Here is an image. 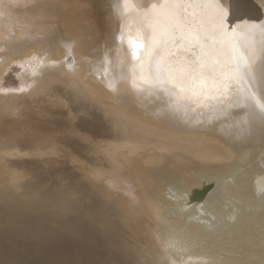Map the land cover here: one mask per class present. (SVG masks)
Masks as SVG:
<instances>
[{
    "label": "bare ground",
    "instance_id": "obj_1",
    "mask_svg": "<svg viewBox=\"0 0 264 264\" xmlns=\"http://www.w3.org/2000/svg\"><path fill=\"white\" fill-rule=\"evenodd\" d=\"M90 1L83 27L79 0H12L0 35V82L12 62L38 70L0 83V264H236L215 253L264 232V116L151 82L129 38L176 0ZM213 2L258 65L264 0Z\"/></svg>",
    "mask_w": 264,
    "mask_h": 264
},
{
    "label": "snow or ice",
    "instance_id": "obj_2",
    "mask_svg": "<svg viewBox=\"0 0 264 264\" xmlns=\"http://www.w3.org/2000/svg\"><path fill=\"white\" fill-rule=\"evenodd\" d=\"M218 8L213 0H176L164 5L163 19L154 10H145L142 27L148 36H130L132 55L140 60L142 70L147 66L151 82L170 85L164 91L177 100L199 103L208 97L250 112L254 105L264 116V102L256 91L264 87V57L258 65L253 62L249 33H237L222 10L215 11ZM257 30L264 34V21L251 27L252 32Z\"/></svg>",
    "mask_w": 264,
    "mask_h": 264
},
{
    "label": "rangeland",
    "instance_id": "obj_3",
    "mask_svg": "<svg viewBox=\"0 0 264 264\" xmlns=\"http://www.w3.org/2000/svg\"><path fill=\"white\" fill-rule=\"evenodd\" d=\"M78 4H79L78 8H79L80 13L78 12L79 15H77V17H75V18L78 20L77 23H79V24H81V26L85 27V25H87V22H86L87 19L88 20L92 19L91 18L92 16L95 17V13L93 11L94 6L90 0H79ZM12 5H13L12 0H3V1L0 0V16H1V18H3V16L5 17L6 15L9 16L8 13H10L14 8V6H12ZM9 20H10V22L7 23V26L4 25L3 28L0 30L2 32V33L0 32L1 37L5 38L7 43L13 42L12 39H9V36L12 37L15 35V33L13 31V30H15L13 28V17L9 16ZM55 20L60 21L61 17L56 16ZM96 20H97V18H96ZM1 23H4V22H2V19H1ZM83 23H85V24H83ZM16 26L19 27L18 24H16ZM3 32H4V34H3ZM7 40H9V41H7ZM2 50H0V51L2 52ZM32 68L34 70L33 69L31 70L27 66V63L12 62L9 65V68L6 70V72H4V74L2 76L3 79L1 80V82H2L3 88L6 90L19 91L20 90L19 76L22 75L25 71L29 72L30 75L37 74L38 70L37 71L35 70V66L33 67V65H32ZM235 202H237V203H235ZM233 203H232V205L230 203L229 204L227 203V206H229L231 208L234 205L233 206L234 209L232 208L233 212H235V211H237L243 207L242 201H239V200L235 201L234 200ZM226 218L227 219L229 218V219L227 220ZM225 219L229 222L230 226H232V227H234L235 225L237 226L236 219L231 218L230 216H226ZM261 233L258 234L260 237L259 236H255V237L252 236V238L254 240L251 238L250 235H249L248 240H247L244 238H240L242 236H238V234H237V236L235 234H231L229 237H227L229 239H227L226 242H223L224 247H221L218 245L219 249H218V251H216L215 255H217V257H219V258H226L227 260H230V261L232 260L231 262H233V260H234V261H236V264H247V263L251 264L250 262H252V264H256V263H258V261H261L260 259H262V255H264V241L262 240L264 238V232H261ZM234 236H236V238H234ZM250 239H252V240H250ZM256 240H258V241H256ZM258 257H259V259H258ZM255 259H257V260H255Z\"/></svg>",
    "mask_w": 264,
    "mask_h": 264
}]
</instances>
